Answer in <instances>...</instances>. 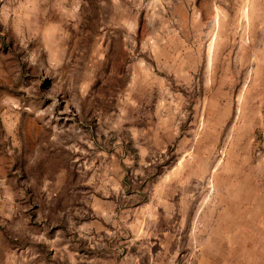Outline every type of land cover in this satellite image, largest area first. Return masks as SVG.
Wrapping results in <instances>:
<instances>
[{
	"label": "rangeland",
	"instance_id": "374dc122",
	"mask_svg": "<svg viewBox=\"0 0 264 264\" xmlns=\"http://www.w3.org/2000/svg\"><path fill=\"white\" fill-rule=\"evenodd\" d=\"M194 10L0 0V264H264V34L190 36Z\"/></svg>",
	"mask_w": 264,
	"mask_h": 264
},
{
	"label": "crops",
	"instance_id": "0c3cea01",
	"mask_svg": "<svg viewBox=\"0 0 264 264\" xmlns=\"http://www.w3.org/2000/svg\"><path fill=\"white\" fill-rule=\"evenodd\" d=\"M230 1H232L231 2L233 4L232 6L236 8L237 0H230ZM182 2H184L186 5L191 4L195 8L193 14L190 15V17L188 18V25L185 28L188 31L187 34L190 36L202 37V36H209L214 31H216V33L218 31L220 32V30H222L221 27L223 26V24L226 23V21H233L235 23L236 28H234V30L238 29L243 31L244 29L247 31V29H250L249 32L251 35L256 31L261 30L262 33L264 34V23H262L261 28L259 26L260 17L255 18L252 15L250 19L245 20V21H251V24H246L244 23V19H245L244 17L246 15H243V13L239 11L240 8L238 12H235L234 14H229L228 12H226L225 4L227 3V1L224 0H189V1L184 0L183 1L182 0ZM238 3H240L241 5L240 0H238ZM177 31H181V28L179 27ZM235 33L237 34L238 32ZM191 52H193L194 54L192 55L194 56V62L192 63L193 65L192 68H197L198 65H200V58L197 55L200 53V50L196 46V48H194V50ZM177 72L180 74L182 71L179 72V70H177ZM153 113L156 115L159 113V111L154 110ZM178 131H179V127L175 129V132ZM160 138H162V136H160ZM169 140L170 139H168L167 142L164 141L163 144L158 145L160 149V153L164 152L165 149L168 147V145L171 143ZM158 147L156 148L158 149ZM160 161H162V159H160ZM180 164H181V159H178L176 165L174 164L169 165L170 171H162L161 173L156 174V178L154 179L155 184H153L154 196L157 197L158 202H160L159 205L162 207V209L165 210V212H171L172 214L179 212L180 208H179L178 199L180 195L185 194V192L183 191L184 189H180L179 185L183 179L184 180L186 179L185 178L186 175H183L178 172H174V169L175 168L178 169L179 166L177 167V165ZM166 166L168 165L163 166L164 170H166L165 169ZM183 176L184 178H182ZM147 177L148 175H146L141 180L144 182ZM147 182L148 180H146V183Z\"/></svg>",
	"mask_w": 264,
	"mask_h": 264
},
{
	"label": "trees",
	"instance_id": "16d2710c",
	"mask_svg": "<svg viewBox=\"0 0 264 264\" xmlns=\"http://www.w3.org/2000/svg\"><path fill=\"white\" fill-rule=\"evenodd\" d=\"M1 29H2V28H1V24H0V31H1ZM167 163H168V162H167ZM157 172H158V173H161V172H162V168H161L160 166L157 167ZM0 229H2L1 226H0Z\"/></svg>",
	"mask_w": 264,
	"mask_h": 264
}]
</instances>
